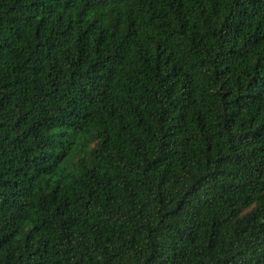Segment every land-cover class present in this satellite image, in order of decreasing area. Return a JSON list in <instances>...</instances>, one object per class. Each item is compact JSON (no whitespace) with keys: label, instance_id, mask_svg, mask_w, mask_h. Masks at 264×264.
<instances>
[{"label":"trees","instance_id":"1","mask_svg":"<svg viewBox=\"0 0 264 264\" xmlns=\"http://www.w3.org/2000/svg\"><path fill=\"white\" fill-rule=\"evenodd\" d=\"M0 264H264V0H0Z\"/></svg>","mask_w":264,"mask_h":264}]
</instances>
